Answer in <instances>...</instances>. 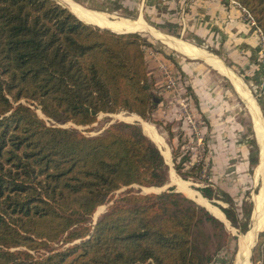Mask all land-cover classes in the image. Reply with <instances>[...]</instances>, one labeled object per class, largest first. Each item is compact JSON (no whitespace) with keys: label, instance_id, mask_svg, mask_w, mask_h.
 I'll return each instance as SVG.
<instances>
[{"label":"trees","instance_id":"16d2710c","mask_svg":"<svg viewBox=\"0 0 264 264\" xmlns=\"http://www.w3.org/2000/svg\"><path fill=\"white\" fill-rule=\"evenodd\" d=\"M228 1L248 10L264 40V0ZM153 43L87 23L57 0H0V264L210 261L195 228L203 215L222 221L183 193L131 187L166 181L163 154L142 127L115 122L90 136L61 126H89L101 113L120 112L162 124L153 117L163 97L145 48L174 58ZM188 159L176 163L178 173L188 175ZM227 202L236 225L235 201ZM260 237L264 264V231Z\"/></svg>","mask_w":264,"mask_h":264},{"label":"rangeland","instance_id":"374dc122","mask_svg":"<svg viewBox=\"0 0 264 264\" xmlns=\"http://www.w3.org/2000/svg\"><path fill=\"white\" fill-rule=\"evenodd\" d=\"M57 1L69 7V4L65 0ZM71 1L76 2L81 7L86 8L87 10H92L96 14L112 22H119L123 20L134 21L142 16L145 23L148 26H151V28L153 27V29H155L156 31L163 33L168 37H174L182 41L186 40L184 42H190V44H192L189 40V34H180V32L174 31L172 27H168V21L166 20L167 18H165L166 13L162 15V18H159L158 15L161 14L164 8H166L164 6L166 4L164 3H167L168 0ZM137 32L148 38L150 41H153V44L156 48L163 49L164 51L171 53L172 56L174 55L175 57H178L179 60L184 63L185 71L187 72H185L186 74L180 66H177L178 64H174L171 62L168 63L167 61H165L169 65L170 69L173 70V73L178 72V75H181V93H187V108L184 109L180 105L182 97L185 96L176 93V95H169L168 97H166V103L161 106V108L165 107L164 112H162V115L158 114V118L154 117V119L163 122L162 124L142 120L139 116V118L134 116L129 117L131 114L120 112L117 114L101 113L98 116L97 122L89 126H78L71 122L62 124L61 126L74 127L87 135L95 136L104 133L107 128L115 122L139 125L140 127H142L144 132L155 142V144L159 147L161 153L163 154L165 160L166 181L162 185H154L148 187L133 185L131 187L135 190L140 191L141 193L162 194L169 191L183 193L184 195L204 207L211 215L214 216V214L217 213V216L225 219L222 212L225 213L224 208L229 207V203L227 201L228 197H231L230 193H227L228 184L230 183V188H233L237 177H235V180H230L228 184L226 183L227 180H225V183L217 184L219 182L218 179H216V177L214 176L213 170V167L215 165L214 162L216 161L213 158L215 149L213 133L216 129V113L222 110L226 114V116L228 115V118L234 117L235 123H232L231 126L228 124V118L226 120L224 119V117H220L218 119H222V127H224V130H226L228 135H230L232 132L234 133L235 143L238 142V144L242 147L244 156L247 157L248 160L249 158H253L252 162L255 165L254 169H251L250 172L245 169L242 170V168H240L241 164L239 165L238 158H235V156L238 157L236 155L237 150L235 147V151L230 154L228 159L230 164H232V162L234 164V168L236 170V173L234 174L237 175V173H246V175H241V177L237 175L241 179L244 177L242 180H237L240 181L243 187H245L244 197H246L247 199L242 205L243 208L241 209V212L239 209H237L236 211L231 210L232 216L238 217L236 225H234L228 217V221H222L216 217L218 220L223 222V226L217 225L216 223L207 220L206 216L201 213V215H203V218L195 228V240L199 244V247L205 253H208L210 255V261L207 264H237V258L241 248L242 240L244 239V235L251 232L256 226L257 218H255L254 222L252 218V215L254 213L253 208H255L254 199L256 201V211L259 208L258 203L260 201L261 202L259 204H262V207L264 206V170L261 166L260 161L264 141L263 139L258 137V140L261 143L260 145L255 138L253 128L255 127L256 131V126H254L255 122L253 121L254 119L253 115L251 114V109L247 105V102L245 101V98H243L242 94L240 97L235 91L230 80L224 75L218 73L214 68H212L207 58L201 57L205 59V61H207L210 65L205 63L202 59H192L179 52L178 50H174V48L169 46L161 39L154 37L149 32ZM146 48L145 51H147V59L153 60V58L151 57V50L148 51ZM150 77L154 82V75L152 74ZM160 77L164 79L165 75L161 74ZM242 78L240 77L238 79H240L243 84H245ZM164 84L165 79L163 80V86ZM163 86L160 88H156L155 86L156 93L161 95L162 97ZM250 89L251 94H253V98H255L257 104L260 106L259 111L264 124V91L262 90V92L259 89L258 91H255L253 88ZM169 101L172 102L169 103ZM167 103L169 104L168 106H170V108L166 107ZM186 109H189V113L194 117V120L196 121V128H194V126H192L191 124L185 122L184 116H186ZM203 109H206L205 111L207 113L202 112ZM166 110L172 113V115L169 116L170 118H165ZM37 112L45 121H47L48 123L52 122L48 118H46L39 109H37ZM165 124L171 125L173 137L169 136ZM146 127H149L155 134H157L159 138H155L150 135L147 132ZM220 127L221 124L218 125V128ZM196 134H199L204 138V142L201 146H199V148L196 140ZM228 141L229 140H220L221 144L224 145L226 144V142L227 145H229ZM242 145H244V147ZM187 150L191 151L192 155L187 153ZM177 154L179 155V157L176 160L175 157ZM183 155L189 157L183 170L184 172H187L188 175L180 174L176 169V163L180 161ZM221 157L225 158L226 156ZM173 178L176 181L188 184L189 188L194 192V194H196V196L182 190L176 183H174ZM126 189L127 188L125 187L117 191L116 197L120 194L121 191H124ZM225 190L227 191L226 195L224 196L222 191L225 192ZM206 194H208V196ZM260 194H263V196H261ZM259 195L261 200L259 199ZM196 197L202 198L207 202V204L204 205L200 203ZM112 203L113 202H110L106 205H103L102 207L100 206V208L98 207L96 212L91 217L92 223H96L98 219L108 210ZM216 207L220 208L222 212ZM262 226L264 227V224ZM262 226L259 229L260 232L258 239L257 233L259 230L256 232V244L254 243V249L253 251L251 249V253L246 264H261V261H258V248L261 246L260 234L264 231V228ZM217 227L219 228L217 229ZM58 245H61V243H59Z\"/></svg>","mask_w":264,"mask_h":264},{"label":"crops","instance_id":"0c3cea01","mask_svg":"<svg viewBox=\"0 0 264 264\" xmlns=\"http://www.w3.org/2000/svg\"><path fill=\"white\" fill-rule=\"evenodd\" d=\"M164 4H166L164 5L166 8H164L165 10L163 9L164 11L162 10L161 14L158 15L159 18H162V15L166 13L165 18H167L166 20L168 21L167 23L168 27L169 28L172 27L174 31L180 32V34L181 33L184 35L189 34L190 37L189 40L194 45L190 44V42L189 43L184 42L186 40L183 41L184 43H187L194 47L198 46L197 48L200 47L199 49L202 48V50L204 49L203 51L206 50L208 53L215 55L221 60L222 64H224L225 67H227L234 73V75L238 76V78L243 77L242 79L245 82V84L248 86V88L249 87L253 88L255 91H258V89L260 91L262 90L264 91V56H263L264 54L262 48V35L260 34L259 30L246 18L243 8L238 3L228 0H168L167 3ZM101 26H106V25H101ZM151 48L152 47L148 46L146 49L148 51L151 50L150 52L153 60L147 59L148 60L147 63H148V70L150 76L152 74L154 75V84L156 88L162 87L163 80L165 79V78L162 79L160 77V75L162 74L160 67L161 63H163L162 60L167 61L168 63L171 62L174 64H178L177 66H180L184 71V73L186 72L184 63L180 61L178 57H175L174 55L172 56L171 53H169L174 58L172 60L171 58L165 56L163 53L158 52V50L155 51L156 50L155 48L152 49ZM174 50H178V49L174 48ZM178 51L183 53L181 50ZM146 55H147V51H146ZM190 58L202 59L205 63L210 65L207 61H205V59L201 57H197V58L190 57ZM210 66L214 68L212 65ZM214 69L218 73L224 75L230 80L233 88L241 97V93H240L241 91L239 92V89L235 84V77H232L233 78L232 79L231 77H229V75L222 74L216 68ZM250 88L248 90H250L251 92ZM165 101L166 98H163L158 109L154 112L153 117L158 118L159 115H162V112H164L165 107L161 108V106L166 103ZM171 102L172 101H169V103ZM168 105L169 104L167 103L166 107L170 108V106ZM203 110L202 112H206L205 111L206 109ZM251 114L253 115V112H251ZM171 115L172 113L166 110L165 118H170L169 116ZM220 117H224V119L226 120L228 118V115L226 116V114L222 110H220L215 115L216 129L213 133L214 142H215L213 158L216 161L214 162L215 165L213 167L214 176L216 177V179H218L219 183L216 182L217 184L225 183V180H227L226 183L228 184L230 180H235V177H237L233 188H230V183H229L228 191L225 190V192L227 191V193L228 192L230 193V196L235 201L237 209H239L241 212V209L243 208L242 205L245 203L247 198L244 197L245 187H243V185L238 180H242L244 177L241 179L240 178L241 175H246V173H237V175H239L240 177L234 174L236 173L234 164L233 162L232 164H230L228 159L230 154H232L233 151H235L234 149L235 147L237 150L236 155L238 156V157L235 156V158H238L239 165L241 164L240 168H242V170L245 169L250 172L251 169L252 170L254 169L255 164L252 162L253 158L252 159L249 158L250 160L249 161L247 157L244 156L243 149L238 144V142L235 143L234 133L232 132L230 135H228L226 130H224V127H222L223 124L222 119L221 120L218 119ZM159 118H163V117H159ZM228 119H229L228 124L230 126L232 123H235L234 117ZM219 124H221L220 128H218ZM253 129L255 133V138L257 142L261 145L260 141L258 140L255 127ZM220 140H224V141L229 140L228 141L229 145H227V142L225 145L221 144ZM242 146L244 147V145ZM221 156H226V157L222 158ZM217 209L220 210V208ZM254 209L255 208H253V212ZM222 213L224 214L225 219H223L220 216H217L214 213L213 214L215 217H217L222 221L225 220L228 221L227 215L224 212Z\"/></svg>","mask_w":264,"mask_h":264},{"label":"bare ground","instance_id":"6f19581e","mask_svg":"<svg viewBox=\"0 0 264 264\" xmlns=\"http://www.w3.org/2000/svg\"><path fill=\"white\" fill-rule=\"evenodd\" d=\"M65 1L69 4V7L72 9V11H74L82 19H85L87 21H93V22L98 23L100 25H106L115 31L149 32L154 37L161 39L162 41H164L165 43H167L168 45H170L173 48L181 50L183 53H185L186 55H188L190 57L207 58L209 63L214 68H216L218 71H220L222 74L229 75V77H231V78L235 77V84H236L237 88L239 89V91H241L240 93L242 94L243 98H245V101L247 102L248 106L250 107L251 112H253V115H254L253 119L255 121L257 137L263 139V141H264V124H263L262 116L260 114L259 107H258V104H257L255 98H253L251 92L246 88V86L243 84V82L240 79H238V77H236L230 69L225 67V65L222 64L221 60L218 57H216L215 55H212V54H208L207 52L203 51L202 49H199L197 47H194V46H191L187 43H184L181 40H177L173 37H168L164 34L159 33L155 29L148 26L145 23V21L143 20L142 16H140L139 18H137L134 21L123 20V21H119V22H112V21H109V20L103 18L102 16L96 14L92 10L90 11V10H87L86 8L81 7L79 4H76L75 2H73L71 0H65ZM131 116L138 117L137 115H132V114L129 117H131ZM146 130L153 137L159 138L157 136V134H155L149 127H146ZM261 166L264 170V146L262 148ZM173 181L182 190L189 192L191 194H194V192L189 188L188 184L176 181L174 178H173ZM194 195L196 196V194H194ZM260 195H259V199H260ZM261 196H263V194ZM197 199L200 203H202L204 205L207 204V202L205 200H203L202 198H197ZM259 203H258L259 208L256 211V217H255V218H257L256 226L251 232L244 235V239L242 240L241 248L239 251L238 258H237L238 259L237 264H246L247 263L249 255L251 253V249H252V247L256 241V232L264 224V208H263L264 206L262 207V204H259Z\"/></svg>","mask_w":264,"mask_h":264},{"label":"built area","instance_id":"2783aa9c","mask_svg":"<svg viewBox=\"0 0 264 264\" xmlns=\"http://www.w3.org/2000/svg\"><path fill=\"white\" fill-rule=\"evenodd\" d=\"M234 2H236V1H234ZM243 11L246 15V18L254 25L253 18L250 15V13L248 12V10L243 8ZM258 30H259L260 34L262 35L261 30L260 29H258ZM262 48H263V54H264L263 37H262ZM164 62L165 61H163V63H161V66H160L162 74L165 75V77H164L165 78V84H164L163 89H162L163 98H166L169 95H176V93L179 95H184L185 97H182L180 105L182 106V108L185 109L188 106V97H187V93H181L182 92L181 75H178L179 74L178 72L173 73V70L170 69L169 65L166 62L165 63ZM184 118H185L186 123L191 124L192 126H194V128H196V121L194 120V117L189 113V109H186V116H184ZM196 135H197L196 140H197V144H198V148H199V146H201L203 144L204 138H203V136H201L199 134H196ZM192 141H193V139H192ZM186 152L192 155L191 151L187 150Z\"/></svg>","mask_w":264,"mask_h":264},{"label":"water","instance_id":"95a60500","mask_svg":"<svg viewBox=\"0 0 264 264\" xmlns=\"http://www.w3.org/2000/svg\"><path fill=\"white\" fill-rule=\"evenodd\" d=\"M78 16V15H77ZM79 17V16H78ZM79 18H81V17H79ZM82 19V18H81ZM83 20V19H82ZM84 21H86V20H84ZM87 23H91V24H95V25H98V24H96V23H93V22H90V21H86ZM98 26H100V27H102V28H108V29H110V30H112L111 28H109V27H105V26H101V25H98ZM113 31H115V30H113ZM115 32H118V31H115ZM131 32H137V31H126V32H118V33H131ZM147 88L149 87L148 85L146 86ZM157 101H159V100H157ZM125 113H127V112H125ZM107 114H111V113H107ZM142 119V118H141ZM143 120V119H142ZM254 203H255V209H254V213H253V222H254V220H255V212H256V201H255V199H254ZM264 228V227H263ZM259 232H260V230L258 231V233H257V239H258V236H259ZM256 244V243H255ZM255 246V245H254ZM253 249H254V247H252V251H253Z\"/></svg>","mask_w":264,"mask_h":264}]
</instances>
